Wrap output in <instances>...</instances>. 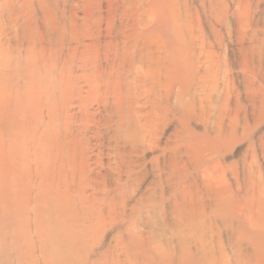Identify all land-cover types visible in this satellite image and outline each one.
<instances>
[{
	"label": "bare ground",
	"instance_id": "1",
	"mask_svg": "<svg viewBox=\"0 0 264 264\" xmlns=\"http://www.w3.org/2000/svg\"><path fill=\"white\" fill-rule=\"evenodd\" d=\"M6 2L2 8L15 3ZM257 13L263 15L262 21L256 18ZM17 29L20 28L11 33L14 38H9L8 29L0 25V110H8L9 117L8 129L0 132V160L6 153L3 159H7L9 169L8 180L1 179L0 188L5 184L12 194L18 191L19 173L26 168L17 147L18 131L11 129L17 127L18 122L15 125L14 121L26 120L32 97L29 96V65L25 63L26 68L22 67L18 61L26 31L23 34L24 29L22 32ZM28 42L29 50L24 53L27 60L23 62L29 61L38 72V66L48 69L52 82L43 91L50 93L52 87L51 93H58L54 114L59 121H56L57 127L52 125L57 128L53 139H57L55 146L59 148L60 159V163H54L55 179L82 209L95 207L103 218L114 224L129 223L131 215L143 208L161 213L165 222L177 225L183 243L185 230L191 235V240H187L193 245L180 243L177 247L178 259L185 264H225L224 258L230 254L221 253L226 246L224 241V245L220 244L222 235L226 232L224 236L230 237L229 232L239 233L237 226H259L264 233L263 192L256 197L251 188V195H241L244 186L249 190L252 185L257 171L254 168L259 166L258 172L263 169L256 155L259 151L264 159V135L255 137V130L264 117V0H29ZM63 68L68 69L69 75ZM18 69H23V74L20 72V77L14 80V70ZM77 70L82 73L76 76ZM37 97L33 96L34 100ZM73 108L76 111L72 112ZM193 124L202 130L197 131ZM171 125L174 126L170 130ZM243 140L249 144L241 157L242 166L237 158L227 162L226 156L232 147ZM48 142L45 139L46 145ZM23 146L29 149L26 143ZM132 197L142 207L132 205L130 215L127 206ZM168 234L164 229L162 236ZM125 245L120 246L118 255L127 256ZM238 251L235 252L238 254ZM165 254L161 258L157 255L164 263L167 257L172 259L173 253ZM173 257L172 261L176 258ZM131 263L132 260L128 264Z\"/></svg>",
	"mask_w": 264,
	"mask_h": 264
},
{
	"label": "rangeland",
	"instance_id": "2",
	"mask_svg": "<svg viewBox=\"0 0 264 264\" xmlns=\"http://www.w3.org/2000/svg\"><path fill=\"white\" fill-rule=\"evenodd\" d=\"M12 1L15 2V3H12V4L8 5L7 6L8 8H4V7L2 8V6H6L5 5L6 0H0V13H1L0 19L2 17V19L0 20V25L4 26L6 29H8V33H9L8 34V37L9 38H11V37L14 38L12 36V34L15 31L16 28H20L21 30L20 29H17L20 32H22V30L24 29V31L22 32L23 34H25V31H26V34L25 35L27 37L25 36V38H23V45L24 46L22 45V47H20V49H19L20 52H22V55H24V56L20 55L21 58L18 61L23 64V65L20 64V65H22V67H25L26 68V64L25 63H28V65H29V80H30V82H29L30 83L29 84V88H30L29 89V94L30 95L29 96H32V97L29 98V100H30L29 101V111L27 112V114H25L26 115V120L25 119H19L18 121H14L15 122V125H16V122H18L17 123V127L14 126L11 129V130H16V132L18 131L17 132L18 133V145H17V147L19 146V150L18 151L20 152L21 160L24 161L23 165L24 164L25 165L23 167L26 168V170H25V172L22 171L23 173L22 172L19 173V176H18L19 177V181L18 182H19V185L20 184L21 185H20V187H19V189H18V191L16 193L12 194V192H10V190H9V187L7 185H5V184L1 187L2 189L0 188V264H93L94 261H96V263H94V264H116L115 263V260L116 259H118L117 261L119 262L117 264H124L125 262H126V264H128V263L131 262V260H132V263L131 264H133V263L134 264H136V263L137 264L138 263L139 264H141V263L142 264H148V262H149V264H170V263L171 264H180V263L181 264H185L183 261H179V259H178V256H179V253H178L179 247L178 246L180 245V243H183V240H181V239H183V237H180L181 234H180V232L177 229V225H174L173 226V225H171V223L165 222L163 220V218H162L163 215L161 213H154L152 211H147L144 208L143 209H140V206L141 205L140 204L139 205L136 204V198H133L132 197L129 200L130 203L128 202V204H129L127 206L128 213H129L130 209H132V205H135V207H139L138 209H140V210L138 212H136L135 215L134 214L131 215V213H129L131 215V217L129 218L131 220H128L129 223H125V224H123V223H120V224L119 223L118 224L115 223L116 224L115 225L114 223H112L110 221V219L108 220L105 217L103 218L101 216L100 212L97 211L98 209L95 208V207L94 208H88V209L83 208L84 209L83 210L82 207H80L81 205L78 204L79 202H77L76 200H74L73 199V196L71 194H70L71 196L69 197V195L67 193L68 190H65V188L62 187V185L61 186H58L57 185V179H55V175H54V172L56 171L55 168H54V166L57 165L58 163H60V159H59V154H58V149L59 148H56V146H55L56 145L55 144V142H56L55 140H57V139H53V134H54V138H55V130L54 129H57V128H55V127H57V122L56 121H59L58 119L56 120V118H58V117H57V115L54 114L56 112V105H58L56 103V101L58 100V93L55 92V93H57L56 95H55V93L54 94L51 93L52 92V87L50 89V91H51L50 93H45V91H43V90L47 89L48 86L50 85V83L52 82V80L50 78V71L48 69H45L44 66H41V67L38 66V70L40 69V71L38 72L36 67H34V66L31 67L30 66L29 61L28 62H23V60L24 61L27 60L26 59L27 57H25V56L27 54V50H29V42H28V40H29V0H12ZM7 2H9V0H7ZM35 4L37 5V1H35ZM33 16L34 17H37L34 14H33ZM258 16H259V18H258ZM262 16L263 15L261 13H257L256 14V18L257 19H260L261 21L263 19ZM11 19L13 21H15V23H13L11 21ZM5 20L8 23H6ZM12 29H13V31H12ZM27 38H28V40H27ZM24 41H25V43H24ZM13 42L14 41H12L11 43H13ZM14 51H16V50H14ZM24 53H26V54H24ZM13 61H15V59ZM32 68L33 69H36V70H33ZM22 70L23 69H21V70H19V69L18 70H14L15 71L14 72L15 73L14 74L15 75L14 80L17 79L18 77H20V74L21 73L23 74ZM16 71H18V73H16ZM41 71H42V77H41ZM62 71L63 72L66 71V74L69 75L68 74L69 73L68 72V69L63 68ZM74 73L77 76V75H80L82 73V71L81 70H77L76 72L74 71ZM37 76H40V77H37ZM38 78H40V79H38ZM43 78H44V81H43ZM35 79L37 81L38 80L39 81L37 82ZM20 81L22 82L21 79H20ZM20 81H19V84L21 83ZM33 81H35V82L33 83ZM40 82L44 83L43 85H45V86H43ZM30 85H32V87ZM38 86H41L42 89L41 88H37ZM36 88L38 90H36ZM39 89H41V93H38L37 94V91L39 92ZM32 90L35 91V92L33 93ZM42 91H43V94H42ZM44 93L46 94V96H48V94H49L50 95L49 97L51 99H49V97L48 98H45L46 96H45ZM40 95H41V97L43 96L42 99H41V97H39ZM51 95L52 96L54 95V97H52ZM242 95H243V93H242ZM33 96H35V97L38 96L41 100H39L38 97L34 100ZM241 98L243 99L244 98V95L241 96ZM36 100H38V101H36ZM43 100L46 101V102L44 103ZM50 100H52V101H50ZM42 101H43V103L41 104ZM30 103H33V104H30ZM47 103L50 104L49 107H48V104ZM37 105H39L40 107L37 106ZM51 108H52V111L50 110ZM7 111L8 110L4 111V109L3 110H0V132L2 131L1 129H3V130L8 129L9 122H7V119L9 117H8ZM48 111H50L49 114H48ZM74 111H76V109L74 110V108H73L72 112H74ZM21 112L24 113L23 111H21ZM37 116H39V118ZM46 116H48V117H46ZM28 118H30V119H28ZM37 118H38L39 121H41L40 123H38L39 121H37ZM46 118H48V119L46 120ZM50 118H51V120H50ZM52 118H54V119H52ZM46 121H49L50 124H48V122H46ZM45 122L47 124H45ZM52 122H56V123H52ZM258 122H261V123H258V125L256 126L255 134H256V132H257V134L255 135V137H259V136L264 135V125H263L264 124V117L260 121H258ZM29 123H30V125H29ZM37 125H38V127H37ZM52 125H54V126L56 125V126L54 127ZM40 126H42L43 128H41ZM173 126L174 125H171L170 126V130L173 129L172 128ZM193 127L196 128V126L194 124H193ZM197 127H198V128H196L197 131H201L202 130V127L201 126H197ZM9 128H11V127H9ZM39 128H41V129H39ZM23 130L24 131L26 130L27 131V134H26V131L24 132ZM42 130L44 132H48V133H45L44 134V132H42ZM48 130L51 131L52 133H50ZM33 131H34V133H33ZM42 133L44 134V136L41 135ZM49 133L51 135L48 136ZM22 135H23V138H22ZM38 135H39V137H37ZM40 135H41V138H42L41 141H40V139H41L40 138ZM24 137H25V139H24ZM26 137H28V139ZM29 138H30V140H29ZM26 139L28 140V142H27ZM37 139H38V141H37ZM45 139H46V142H48V139H49L50 144L48 142L47 145H46L45 144ZM41 142L42 143L44 142V143L42 144ZM25 143H26V148L29 147V149H23V147H24L23 145ZM40 143L42 145H45V146L42 147V145H40ZM248 144L249 143L246 140H243V141L237 143L236 145H234L232 147L231 151L226 156V161L227 162H231V161H234V160H237L238 159L241 162V166H242L243 160H242L241 157L245 153ZM47 146H49V148ZM46 147H47L48 150H46ZM50 147H52V148H50ZM36 149H38L39 151L36 150ZM49 149H51V152H50ZM21 150H23V151H21ZM26 150H28V152ZM43 150L45 152V155L43 154ZM34 151L36 152V154H35ZM30 152L33 155H31ZM46 152H48L49 154L46 153ZM241 152H243V153H241ZM5 154L2 155V158L0 160V165H1L0 166V169H1V171H0V180L1 179H4V180L7 179V176L6 175L8 174L7 172H9V169H7V165H6L8 163V161H6L7 159H5V160L3 159V158H5L7 156ZM22 154H23V156H22ZM150 154L151 153H149V155ZM30 155H31V157L32 156L33 157L31 158ZM46 155H47V157H46ZM24 156H25V159H24ZM239 157H240V159H239ZM235 158H237V159H235ZM48 159H49V161H48ZM256 159L259 160V165L262 164L261 167L263 169H261V172H258L259 166L256 165L257 167H255L254 170H257L256 173H255L257 176L255 174L253 175V177H254L253 179L254 180H252L253 181L252 182V185L250 183L251 186L248 187V188H250L249 190L247 189V186H246V189L244 188L245 187L244 185H246V184L243 181V186L244 187L242 189H244V191H242V194H241L242 197L251 195L252 194L251 193L252 192V189L254 190V192H256L255 193V195L257 194L256 197L262 196V194H263L262 197H264V181H263L264 180V176H263L264 173H262L264 171V164H263L264 163V159L262 158V156H261V154H260L259 151L257 152ZM21 160H20V162H21ZM38 160H40V161H38ZM45 160H47V161H45ZM37 162H39V163L42 162V163L39 164ZM54 163H56V164L54 165ZM36 164H38V165H36ZM45 164H46V166H45ZM48 164H49V166H48ZM42 167H43V169H42ZM39 168H41V169H39ZM47 168H48V170H47ZM51 173H52V175H51ZM33 174H35L34 175L35 178H34ZM38 174H41V176L38 175ZM46 176H48V177H46ZM25 178H27V179H25ZM44 178H45V180H44ZM260 178H262L263 180L262 179L260 180ZM35 179L36 180H39V184H38V181H36ZM40 179H42L41 180L42 182L40 181ZM258 180L261 181V182H258ZM33 181H35V182L33 183ZM31 182L33 183V185H32ZM48 183L50 184V186H49ZM53 184L56 185V186H54ZM52 187L53 188L55 187L56 189L55 188L53 189ZM7 189H8V191H7ZM46 189H47V191H46ZM260 189H261V192L259 191ZM48 190L50 192H48ZM58 190L59 191L62 190V191H60V193H56V191H58ZM42 191H44V192H42ZM45 191L48 192V194ZM49 193H50V195H49ZM245 193H247V194H245ZM55 194H56V196L54 197ZM60 194H61V198L58 199V196ZM9 196L10 197L12 196L11 199H10ZM40 197L43 200L40 199ZM70 198L73 199L74 201H71ZM38 199L40 200V203H39V200ZM132 200H133V202H131ZM45 201H47V202H45ZM55 201H56V203H55ZM37 202L39 204H41V205L37 204ZM71 202L72 203L74 202V203L72 204ZM75 203H76V205H74ZM54 204H56V205H54ZM63 204H65V205L67 204V205L65 206ZM46 205H48V206H46ZM53 205H54L55 209H54ZM68 205H70V207L73 208V209L70 210V207ZM57 206L60 207V208H58ZM59 209H61V210H59ZM53 211H55V212H53ZM71 211H73V212L75 211V212L72 214ZM56 212L59 213V214H57ZM85 212H87V213L85 214ZM67 214H69L68 216L71 217V218H73V220L71 218H69L67 216ZM56 215L58 217V220H57V217H55ZM71 215H73L74 217H72ZM98 215L100 216L99 218H98ZM52 218H54V219H52ZM59 219H61V220H59ZM67 219H68V222H67ZM62 220L64 222H61ZM148 220H149V223L147 222ZM51 221L55 225L54 224H51L52 223ZM78 223H79V225H78ZM99 223H101L102 226L99 225ZM109 223H111L112 225L109 224ZM108 224H109V226H108ZM95 225H97L98 227H96ZM218 225H220V222H219ZM60 226H61V228H60ZM62 226H64V227H62ZM70 226H71V228H70ZM88 226H89V228H88ZM91 226L93 228H91ZM119 226L121 227V229H120ZM236 226H237V224H236ZM72 227L74 229V232L72 230ZM83 227H86L88 229H86V228L83 229ZM107 227H108L109 230L107 229ZM117 227L119 228L118 231H117V229H118ZM98 228H100V229H98ZM131 228H132V230H131ZM223 228H224V226H223ZM106 229H107V231H106ZM149 229H150V231H149ZM164 229H166V231L169 232V234L166 235V237L165 236H162V232H163ZM68 230H69V233H67ZM85 230L86 231L88 230L91 234L88 231L86 232ZM99 230H101V231H99ZM237 230L242 235H240L237 231L234 234L231 233V232H229L228 234L230 235V237L224 236V235H227L226 232H224V234L222 235V242L220 244H223V241H224L226 243V246L224 245L225 244L224 243L223 244L224 245V249L221 250L222 251L221 253L223 254V252H225L226 254H230V256L227 255L229 258H227V257L224 258L226 260L225 264H245V263L246 264H250V263L251 264H260V262H261V264H264L262 262L264 260V233L261 232L260 227L259 226H255L254 227L253 225H247V224H245L243 226H239V228L237 226ZM64 231L65 232L67 231V232L65 233ZM77 231H79V232H77ZM82 231L83 232H86L87 234L86 233H83V235H84L83 236L81 234ZM102 231H104V232L101 233ZM55 232H57L58 234H60V236L58 234H56ZM184 233H185L184 236H186V237L188 236V238L185 237V241H184L185 243H183V244H185V246L193 245L192 244L193 242L191 243V242H189V240H187V239H190V236L191 235L190 234L187 235V231L186 230H185ZM61 234H63V235H61ZM72 234L74 235V238L75 239L77 237V234L79 235L78 237L79 238L81 237V238L79 239L77 237V239L74 240ZM93 234H95V235H93ZM69 235L72 236V237H69ZM99 235L102 236V237H100ZM232 235H233V237L235 235H237L238 237L237 238H233V237L231 238ZM171 236H172V238H171ZM59 237H62V239L59 238ZM66 238L67 239L69 238V240H67ZM97 238H99V239H97ZM117 238H119V239H117ZM123 238H125V240ZM173 238L174 239L176 238V239L174 240ZM226 238L227 239H230L231 242L232 241H234V242L231 243V242H229V240H227V242H226ZM78 239L81 242H79ZM87 239L88 240L90 239V240L88 241ZM92 239L94 241H92ZM133 239H134V241H133ZM95 240H96V242H95ZM82 241H83V245H82ZM186 241H188L190 244H188V242L186 243ZM125 242H127V245H125L126 244ZM131 242H133V243H131ZM176 242H178V243H176ZM236 242H237V244H236ZM247 242L248 243H251V244L249 245ZM123 243L126 246V251H127V253H126L127 256L126 257L118 255V252L120 250V246ZM129 243H131V244L129 245ZM227 243L231 244V246H229V244H227ZM241 243H243V245ZM75 244H78V245H75ZM135 244L137 246H135ZM143 244H144V246H143ZM232 244L233 245L236 244V246H233ZM239 244L242 245V246H240ZM88 245H90V246H88ZM168 245H169V248H168ZM70 247H72V248H70ZM152 247H154V248H152ZM164 247H166L165 250H164ZM177 247H178V249H177ZM246 247H248V248H246ZM104 248H106L107 250L104 249ZM144 248H146V249L148 248V249L146 250ZM158 248H161L160 250L163 251V252H161ZM236 248H238L240 250L238 251V249H236ZM116 249H117V252H116ZM134 249H135V251H134ZM101 250H102V252L103 251L104 252L102 253ZM137 250H139V251H137ZM155 250H158V252H155ZM170 250H172V251L170 252ZM69 251H70V253H69ZM86 251H88V252H86ZM142 251H144V252H142ZM146 251H147L148 254L146 253ZM151 251L152 252L154 251L153 252L154 254ZM230 251L233 252V253H231ZM235 251H238V254ZM247 251L249 252L248 254H247ZM164 252L165 253L167 252L169 254L173 253L174 255L171 254V258L173 259L174 258L173 256L176 257L175 260H173L174 262L172 261V259H169V257H167V261L165 259V261H166L165 263L164 262H161L160 261V258L162 257L161 254L162 255L164 254L163 257L166 256V254ZM155 253H157V254H155ZM177 253H178V255H176ZM133 254H134V257H133ZM149 254H151V255H149ZM226 254L225 255H222V256L225 257ZM117 255L120 256V257H117ZM157 255L160 256V258ZM235 255H237V256H235ZM142 256H143V258H142ZM230 257H231V259H230ZM237 257H238V259H237ZM244 257H246V259ZM100 258H102V260ZM232 258H234V259H232ZM243 258H244V260H243ZM251 258L254 259V261L252 259L253 262L250 261ZM128 259H129V262H127ZM147 259L149 261H146ZM110 260H112V262H114V263H112ZM136 260H137V262H136ZM231 260H232V262H230ZM104 261H105V263H103ZM156 262H158V263H156Z\"/></svg>",
	"mask_w": 264,
	"mask_h": 264
}]
</instances>
